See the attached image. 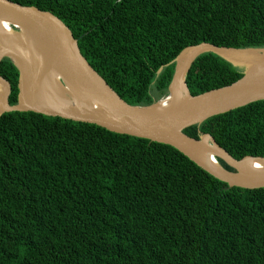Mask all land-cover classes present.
I'll list each match as a JSON object with an SVG mask.
<instances>
[{"label": "trees", "instance_id": "trees-1", "mask_svg": "<svg viewBox=\"0 0 264 264\" xmlns=\"http://www.w3.org/2000/svg\"><path fill=\"white\" fill-rule=\"evenodd\" d=\"M59 17L129 104L169 96L176 64L201 43L264 48V0H12ZM0 75L18 103L19 70ZM243 69L201 55L196 96ZM233 157H264V101L185 129ZM220 164L235 172L222 159ZM0 264H264V188H229L176 148L35 112L0 117Z\"/></svg>", "mask_w": 264, "mask_h": 264}, {"label": "water", "instance_id": "water-1", "mask_svg": "<svg viewBox=\"0 0 264 264\" xmlns=\"http://www.w3.org/2000/svg\"><path fill=\"white\" fill-rule=\"evenodd\" d=\"M0 22L9 24L16 34L27 39L26 49L9 45L0 30V64L9 58L19 70L16 105L10 103L11 83L0 75V117L9 112H35L95 124L114 133L170 145L229 188H264V157L246 156L238 160L213 136L203 134L196 139L184 132L212 117L264 101V48H233L206 42L187 47L172 62L176 70L165 100L177 95V82H184L186 99L168 108L158 107L164 99L151 106H135L126 102L91 66L72 30L53 13L0 0ZM205 53H214L244 68L242 78L231 85L191 95L186 76ZM184 57L185 65L179 71V61ZM49 89L70 91L76 100H58L45 93ZM218 159L235 172L226 170Z\"/></svg>", "mask_w": 264, "mask_h": 264}, {"label": "bare ground", "instance_id": "bare-ground-1", "mask_svg": "<svg viewBox=\"0 0 264 264\" xmlns=\"http://www.w3.org/2000/svg\"><path fill=\"white\" fill-rule=\"evenodd\" d=\"M0 30L4 32L6 43L15 45L18 47H21L22 49H26V41L27 39H23L21 35H18L14 32L12 27L4 22H0ZM29 43L31 44L32 40L29 38ZM186 58H181L179 61L178 70L181 71L185 65ZM45 84L48 86V79L46 80ZM174 90L177 91V95L175 97H170L169 99H164L160 102L158 107L160 108H168L177 104L182 103L186 97H187V89L185 87L184 82L175 83ZM45 93L53 95L56 99L69 102V101H75L76 98L73 96V94L70 91H51L50 89L46 91ZM88 104V103H86ZM215 160H213L214 162ZM214 163H217L216 161Z\"/></svg>", "mask_w": 264, "mask_h": 264}, {"label": "rangeland", "instance_id": "rangeland-1", "mask_svg": "<svg viewBox=\"0 0 264 264\" xmlns=\"http://www.w3.org/2000/svg\"><path fill=\"white\" fill-rule=\"evenodd\" d=\"M15 31L18 33L19 31L15 29ZM240 68V67H239ZM241 69H244V68H241Z\"/></svg>", "mask_w": 264, "mask_h": 264}]
</instances>
